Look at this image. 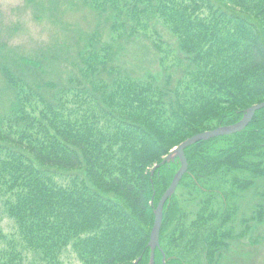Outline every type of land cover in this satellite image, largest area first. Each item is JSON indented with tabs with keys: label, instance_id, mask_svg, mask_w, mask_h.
Segmentation results:
<instances>
[{
	"label": "trees",
	"instance_id": "1",
	"mask_svg": "<svg viewBox=\"0 0 264 264\" xmlns=\"http://www.w3.org/2000/svg\"><path fill=\"white\" fill-rule=\"evenodd\" d=\"M80 1L120 43L148 41L161 74L135 76L121 67L122 46L102 41L101 28L78 36L66 81H46L41 62L28 56L0 64L11 97L0 114V202L20 240L0 230V264L29 256L30 264H69L67 251L81 264H133L139 257L136 264H148L153 211L179 164L160 165L162 156L194 134L239 121L264 100V0ZM159 24L175 46L163 40ZM66 53L58 60L66 63ZM219 140L227 145L214 147ZM184 153L188 168L180 182L206 189L210 202L191 220L168 199L161 230L167 210H176L177 238L173 244L166 238L162 250L167 262L201 264L189 261V245L206 236L218 238L208 246L222 250L225 240L215 232L235 213L222 207L220 227L200 235L214 220L210 205L234 199L230 190L219 193L213 178L236 171L250 180L233 181L237 191L257 178L264 185V107L243 131L198 141ZM160 257L157 250L154 264H163Z\"/></svg>",
	"mask_w": 264,
	"mask_h": 264
},
{
	"label": "rangeland",
	"instance_id": "2",
	"mask_svg": "<svg viewBox=\"0 0 264 264\" xmlns=\"http://www.w3.org/2000/svg\"><path fill=\"white\" fill-rule=\"evenodd\" d=\"M98 28H101L100 33ZM158 28L161 31L163 40L169 42L167 43L169 46H175L176 39L169 31L161 24L158 25ZM96 30L102 41H112V44L116 48L119 47L120 41L118 40V35L116 33L109 35L108 26L103 21L97 20L92 9L84 6L80 0H0V64L4 63L12 66L14 60H20L22 57L28 56L33 61L43 62L40 65L47 72L46 81L54 80L53 78H49V76H54L56 79L62 76V79L66 81L67 75L72 70L70 64L73 57L76 56L78 44L82 43V41L76 43L78 36H90ZM120 45L122 46V50L118 55V64L125 70L136 71L133 74L135 76H144L147 73H152L156 76L161 74L160 66L154 60L151 46L143 37H134L132 40L121 42ZM66 52L70 53L65 57L68 61L65 63L63 60H58L59 55L65 56ZM19 64L23 67L25 65L23 63ZM144 67L146 69L143 70ZM29 70H33V67H30ZM1 77L2 75L0 74V114L9 105L8 103L11 99L10 90L5 86ZM220 141H217L213 146L220 147L224 144L227 145L228 141L219 143ZM177 146L172 147L168 153ZM166 155L162 157L165 158ZM157 165L159 164L156 163L150 166L152 174L157 169ZM179 165L180 163L176 165L173 173H176ZM213 179L218 181L216 186L219 188V193L224 192V189H226V192L230 190L233 192L231 195L234 199H223L217 201L214 205H210V209L214 214V220L208 223L205 228L200 229L202 232L205 230V233L200 235L207 234L206 231L209 228L220 227L217 216L221 213L222 207L226 209L225 206H230L235 209V217L232 212H229L226 218L228 221H225L226 224L223 223L224 226L221 229V233L215 232L216 236L209 233L216 238L222 236L221 240H225L224 245L220 246L222 250L214 246H208V244L216 245L218 238L208 240L206 236H203L201 242L194 246L189 245V248L194 249V251L186 253L190 256L189 261L199 260L201 264H264L263 181L257 178L255 185L249 189L237 191L235 189L236 186L232 185L233 181L246 179L250 183V180L241 177L236 171L233 172V175L214 177ZM170 181L172 180L170 179ZM184 181L180 182L177 186L173 199L175 204L187 210V219L191 218V220H194V215L199 211L201 212V210L198 211L197 209L203 206L204 200L208 202L210 200L206 194V189L202 190L200 186L196 189L191 184L186 186V182ZM190 181H193V179H190ZM152 187H155L153 182ZM151 200L149 201L150 204L152 203ZM224 202L227 204L224 205ZM157 205L158 203L156 207ZM260 208L263 212L262 215L257 214V209ZM2 210L0 202V230L6 237L11 235L8 239L19 244L20 240L16 229L12 221ZM175 212L177 211L170 210L168 212L167 210V214L164 216L165 225L163 226V230H161V235L159 233V237L161 236V241L159 240L160 244H162L161 247H163L166 238L168 240L167 244L169 242L173 244V241L177 238V234L175 233V224L177 223H175V217L173 216ZM191 233H193V230ZM223 235L228 238H225ZM229 236L233 238H229ZM4 240H0V248ZM63 260L69 264H81L75 257V254L70 251L65 252ZM159 260L162 261V257ZM30 262H32L31 256L22 264H30ZM166 263L174 264L172 261Z\"/></svg>",
	"mask_w": 264,
	"mask_h": 264
},
{
	"label": "water",
	"instance_id": "3",
	"mask_svg": "<svg viewBox=\"0 0 264 264\" xmlns=\"http://www.w3.org/2000/svg\"><path fill=\"white\" fill-rule=\"evenodd\" d=\"M263 107H264V101L254 104L244 111L243 117L237 123L217 127L215 129L204 131V132L198 133L196 135H193L187 138L182 143H180L177 146V148L170 151L166 155V157L163 158V160L160 162V165H163L166 162L174 161L177 158L180 162V168L174 175L170 183V186L167 188V190L164 192V194L160 198L157 207L154 209L155 220H154V224H153V227L150 233V239L148 242V247L150 248V261L148 264H154V251L156 248H159V232H160V228L162 224L163 206L166 200L169 197H171L172 194L174 193L181 177L183 176V174L186 172V169H187V161H186V157L184 154V149L190 146L191 144L196 143L199 140H208V139H211L217 136L228 135V134L241 131L251 121L255 112ZM158 166L159 165H157V167ZM136 263L137 261H135L133 264H136Z\"/></svg>",
	"mask_w": 264,
	"mask_h": 264
},
{
	"label": "bare ground",
	"instance_id": "4",
	"mask_svg": "<svg viewBox=\"0 0 264 264\" xmlns=\"http://www.w3.org/2000/svg\"><path fill=\"white\" fill-rule=\"evenodd\" d=\"M235 123H237V122H235ZM249 123H250V122H249ZM249 123H248V124H249ZM233 124H234V123H233ZM248 124H247V125H248ZM247 125H246V127H247ZM219 127H221V126H219ZM246 127H245V128H246ZM216 128H217V127H216ZM245 128H243L241 131H243ZM241 131H238V132H241ZM238 132H235V133H238ZM232 134H234V133H232ZM160 251H163V250H160Z\"/></svg>",
	"mask_w": 264,
	"mask_h": 264
}]
</instances>
